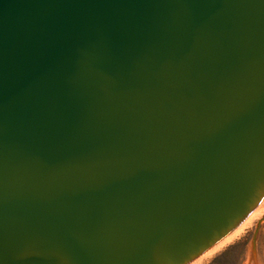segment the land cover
Segmentation results:
<instances>
[{
    "label": "water",
    "instance_id": "95a60500",
    "mask_svg": "<svg viewBox=\"0 0 264 264\" xmlns=\"http://www.w3.org/2000/svg\"><path fill=\"white\" fill-rule=\"evenodd\" d=\"M260 207L264 0H0V264H187Z\"/></svg>",
    "mask_w": 264,
    "mask_h": 264
},
{
    "label": "rangeland",
    "instance_id": "374dc122",
    "mask_svg": "<svg viewBox=\"0 0 264 264\" xmlns=\"http://www.w3.org/2000/svg\"><path fill=\"white\" fill-rule=\"evenodd\" d=\"M252 250L255 252L257 264H264L263 219L259 220L240 238L228 243L199 264H246Z\"/></svg>",
    "mask_w": 264,
    "mask_h": 264
},
{
    "label": "bare ground",
    "instance_id": "6f19581e",
    "mask_svg": "<svg viewBox=\"0 0 264 264\" xmlns=\"http://www.w3.org/2000/svg\"><path fill=\"white\" fill-rule=\"evenodd\" d=\"M264 216V207H260L253 211L250 215H248L244 220H242L233 230H231L227 235L221 238L218 242L208 248L206 251L201 253L199 256L194 258L187 264H199L205 258L212 255L219 249L226 246L228 243L233 242L234 240L240 238L243 234H245L252 226H254L259 220H261ZM246 264H257L255 258V252L252 250L250 258L248 259Z\"/></svg>",
    "mask_w": 264,
    "mask_h": 264
}]
</instances>
